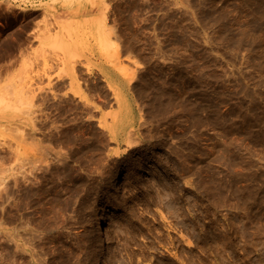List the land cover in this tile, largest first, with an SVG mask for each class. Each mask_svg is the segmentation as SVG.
Here are the masks:
<instances>
[{
    "label": "rangeland",
    "instance_id": "obj_1",
    "mask_svg": "<svg viewBox=\"0 0 264 264\" xmlns=\"http://www.w3.org/2000/svg\"><path fill=\"white\" fill-rule=\"evenodd\" d=\"M0 264H264V0H0Z\"/></svg>",
    "mask_w": 264,
    "mask_h": 264
},
{
    "label": "bare ground",
    "instance_id": "obj_2",
    "mask_svg": "<svg viewBox=\"0 0 264 264\" xmlns=\"http://www.w3.org/2000/svg\"><path fill=\"white\" fill-rule=\"evenodd\" d=\"M108 218H109V216L100 220V222L98 223V234H97V236L99 237V239H104L106 236L105 221L108 220ZM104 250H105V248L103 247L101 249V252H103Z\"/></svg>",
    "mask_w": 264,
    "mask_h": 264
}]
</instances>
